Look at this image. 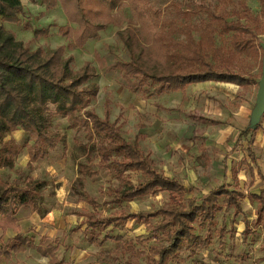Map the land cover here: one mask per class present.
Listing matches in <instances>:
<instances>
[{
  "label": "rangeland",
  "instance_id": "374dc122",
  "mask_svg": "<svg viewBox=\"0 0 264 264\" xmlns=\"http://www.w3.org/2000/svg\"><path fill=\"white\" fill-rule=\"evenodd\" d=\"M144 1L160 10L164 20L198 27L209 21L206 13H195L201 5L217 14L242 12L243 4L251 9L254 16L261 11L259 0ZM48 2L52 6L49 4L47 7L43 0H22L25 16L19 17L20 23H4L0 18V25L13 31L18 40L32 51L37 48L45 52L67 48L74 38L62 35L59 28L68 25L72 31H77L78 24L69 20V15L73 14L59 0ZM141 2L127 1L113 12L112 25L101 31L98 38L76 46L73 51L67 48L64 57L74 58L72 68L75 71L87 62L92 64L97 72L92 82L98 84L100 90L90 107L101 117H105L108 108L112 122L120 119L118 126L127 141L134 142L140 135L141 150L145 155H151L156 168L193 189L189 198L199 199L209 194L225 182V177L230 189L244 193V214L235 218L233 209H223L209 231L211 246L198 248L195 252L183 248L179 260L171 264H264V229L258 222L257 203L249 198L251 194H259L264 186L258 176L252 178L247 166L240 168V163L247 159L248 143L238 142L240 133L257 121L254 112L263 71L260 44L261 47L264 44V24L260 26V32H256L258 51L243 58L244 69L248 71L251 82L259 84L239 87L207 82L190 85L185 91H169L147 98L143 92L130 91L122 71L115 68L130 58L120 38V34L129 27L135 29L141 43L149 48L151 64L157 60L151 36L141 31L142 23L136 10ZM232 19L236 17L232 16ZM41 29L49 30V34L34 37L33 30ZM200 37V34H194L197 43ZM172 38L182 42L188 40L182 33H174ZM231 41L232 35L218 34L215 47L227 49ZM188 114L203 116L213 122L192 119ZM46 115L51 119V132L59 143L46 158L34 162L32 170L28 165L27 147L32 144L29 134L20 130L7 138L13 137L25 148L11 167L0 170V177L27 187L33 186V182L28 181L32 179L43 183V187L37 189L34 209L22 208L17 215V219H37L21 229L25 232L23 235L34 239V245L25 252L11 253L10 257L0 253V264H50V259L38 252L42 237H46V246H58L57 258L63 264H126L132 255L131 249L147 253L141 260L143 264L147 263L150 248L166 244L167 239L162 233L149 232L144 224L130 221L124 226L94 232L92 236L102 242L101 246L90 240L91 233L86 226L76 232L71 230L84 223L86 215L91 213L107 218L121 212H155L168 204L169 194L158 192L133 202L116 203L119 182L114 174L99 165L100 137L89 136L85 129L74 127L66 116L56 114L54 106L49 107ZM260 120L262 123L263 116ZM253 149L264 172V123L263 130L254 137ZM231 169H238L237 177H233ZM126 177L133 185L143 181V176L133 171ZM244 219L249 221V228L245 227ZM159 221V217L150 220L153 226H157ZM2 232L0 248L9 238L7 231ZM11 232L10 235H14ZM195 233L203 238L208 235L207 228L201 226H197ZM106 235L121 236L123 242L105 240Z\"/></svg>",
  "mask_w": 264,
  "mask_h": 264
},
{
  "label": "trees",
  "instance_id": "16d2710c",
  "mask_svg": "<svg viewBox=\"0 0 264 264\" xmlns=\"http://www.w3.org/2000/svg\"><path fill=\"white\" fill-rule=\"evenodd\" d=\"M43 1L47 7L52 6L48 0ZM59 1L73 14L69 15V20L78 24L77 31H72L68 25L59 28L62 35L74 38V42L67 46L73 51L76 46H83L89 40L98 38L101 31L112 25L113 12L129 0ZM141 1L136 8L142 23L141 31L151 36L153 41L150 42L156 48L157 60L151 64L149 48L141 43L134 28L129 27L125 33L120 34L130 58L127 62L118 63L115 68L122 71L130 91L143 92L147 98H151L169 91H185L190 85L207 82L239 87L259 84L257 81L251 82L248 71L244 69L243 58L253 56L258 51L256 32H260V26L264 24V0H259L261 11L257 16L244 4L242 12L234 11L232 14H217L204 5L198 6L195 12L197 15L206 13L209 16V21L200 27L164 20L160 10ZM20 16H25L22 0H0V18L4 23L18 24ZM232 16L236 19L233 20ZM33 33L34 37L45 36L49 30H33ZM174 33L186 35L187 42L173 39ZM195 33L201 36L198 43L194 40ZM218 34L232 35L229 48L215 47ZM67 48L59 47L46 52L37 48L32 51L18 40L13 31L0 25V170L11 167L25 148L13 137L7 140L15 131L21 130L30 136L32 144L27 148L31 170L34 162L46 158L57 148L59 140L52 134V122L46 115L49 107L54 106L56 114L66 116L74 127L85 129L89 136L100 137L99 165L114 174L119 182L116 203L133 202L158 192L169 194L168 204L155 212H121L107 218L91 213L86 215L84 223L71 232L86 226L91 233L90 240L101 246L102 242L92 236L94 232L124 226L130 221L144 224L149 232L162 233L167 239L166 244L150 248V257L145 264H171L179 260L183 248L195 252L198 248L211 246L209 231L215 225L217 214L223 209H233L235 218L244 214V193L230 189L225 177V182L209 194L199 199L189 198L193 189L156 168L151 155H145L141 150L140 135L134 142L127 141L118 126L120 119L112 122L108 108L105 117H101L90 107L100 90L99 85L92 82L97 72L90 62L75 71L72 68L74 58L64 57ZM188 117L213 122L195 114H188ZM262 121L256 127L248 126L242 131L238 142L248 143L247 159L240 163V168L247 166L252 178L258 176L264 186V172L253 149L255 135L263 130L264 115ZM130 171L140 173L143 181L137 185L130 183L126 177ZM225 171H228L227 166ZM231 173L235 178L239 171L231 169ZM28 181L33 182V186L15 185L0 177V230L6 232L7 229H13L16 233L14 238L7 240L0 248V253L6 257H10L11 253L25 252L34 245V239L25 237L17 225L20 209H34L37 189L43 187L41 182L32 179ZM249 198L257 203L258 222L264 229V187L259 194H251ZM90 202L95 205L93 200ZM158 217L159 224L153 226L150 220ZM244 225L249 228V221L244 219ZM197 226L207 228L206 238L196 235ZM45 238H41L39 254L48 257L50 264H63L57 258L58 246H46ZM105 240L120 244L123 242L121 236L106 235ZM131 251L132 255L125 263L143 264L141 260L147 253L136 249Z\"/></svg>",
  "mask_w": 264,
  "mask_h": 264
},
{
  "label": "water",
  "instance_id": "95a60500",
  "mask_svg": "<svg viewBox=\"0 0 264 264\" xmlns=\"http://www.w3.org/2000/svg\"><path fill=\"white\" fill-rule=\"evenodd\" d=\"M262 49L264 52V44H262ZM264 115V54H263V71L262 78L260 82V90L257 97V107L254 112V117L256 118V124L251 125V127H256L260 122V117Z\"/></svg>",
  "mask_w": 264,
  "mask_h": 264
},
{
  "label": "crops",
  "instance_id": "0c3cea01",
  "mask_svg": "<svg viewBox=\"0 0 264 264\" xmlns=\"http://www.w3.org/2000/svg\"><path fill=\"white\" fill-rule=\"evenodd\" d=\"M36 220L37 219H18V223H17V225L20 227V229H23V226H25V225H30L29 223H31V222H33V223H35L36 222ZM38 225V224H37ZM11 230H13V229H11ZM11 230L10 229H7L6 231H7V233H8V235H9V238H8V240L9 239H12V238H14L15 236H16V234H15V232L13 233V232H11ZM0 231H2V230H0ZM10 232H11V234H14V235H10ZM22 232L23 233H25L23 230H22ZM3 233H5V231H3L2 232V234ZM25 237L27 236V235H24Z\"/></svg>",
  "mask_w": 264,
  "mask_h": 264
}]
</instances>
